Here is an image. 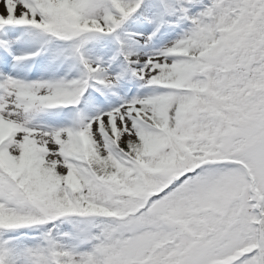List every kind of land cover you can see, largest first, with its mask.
I'll list each match as a JSON object with an SVG mask.
<instances>
[{
	"label": "snow or ice",
	"instance_id": "snow-or-ice-1",
	"mask_svg": "<svg viewBox=\"0 0 264 264\" xmlns=\"http://www.w3.org/2000/svg\"><path fill=\"white\" fill-rule=\"evenodd\" d=\"M0 264H264V0H0Z\"/></svg>",
	"mask_w": 264,
	"mask_h": 264
}]
</instances>
